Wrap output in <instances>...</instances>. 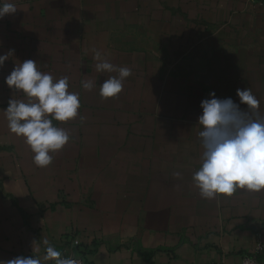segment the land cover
<instances>
[{
    "label": "crops",
    "instance_id": "obj_1",
    "mask_svg": "<svg viewBox=\"0 0 264 264\" xmlns=\"http://www.w3.org/2000/svg\"><path fill=\"white\" fill-rule=\"evenodd\" d=\"M13 2L0 20V55L13 51L0 68V260L51 245L89 264H240L264 245V190L206 199L192 180L211 92L239 103L248 88L264 118V0ZM97 51L131 69L115 98L99 94L116 73L96 70ZM28 59L80 97L77 118L53 121L70 140L46 167L3 112L26 99L5 77Z\"/></svg>",
    "mask_w": 264,
    "mask_h": 264
},
{
    "label": "clouds",
    "instance_id": "obj_2",
    "mask_svg": "<svg viewBox=\"0 0 264 264\" xmlns=\"http://www.w3.org/2000/svg\"><path fill=\"white\" fill-rule=\"evenodd\" d=\"M16 11L13 0H0V20ZM12 55V50L0 55V68ZM94 59L98 72L116 73L100 85V96L104 99L117 97L123 90L124 80L132 74L131 69L113 65L99 51ZM5 83L15 94L22 93L26 97L15 99L13 96L3 110L10 132L24 138L34 153L33 162L37 167L50 165L51 153L62 150L70 140L67 130L53 121L67 123L77 118L81 107L79 95L69 91L68 77L56 79L41 72L37 62L31 59L16 63L5 77ZM94 86L91 80L82 81L85 90ZM236 95L239 103L231 97L218 98L211 92L210 98L200 104L202 114L197 118V125L201 128L198 138L203 152L192 180L202 198L231 196L237 187L251 192L264 190V118H254L249 111L257 109L259 101L248 88H238ZM241 105H246V109ZM44 244L48 245V241ZM49 261L79 264L77 259L64 257L51 245L45 248L42 258L18 256L0 260V264H45Z\"/></svg>",
    "mask_w": 264,
    "mask_h": 264
},
{
    "label": "built area",
    "instance_id": "obj_3",
    "mask_svg": "<svg viewBox=\"0 0 264 264\" xmlns=\"http://www.w3.org/2000/svg\"><path fill=\"white\" fill-rule=\"evenodd\" d=\"M73 237L74 235H69L66 238V241L68 242L69 245L73 246L74 248L79 247L80 242L78 241V239L73 238ZM262 255H264V245L260 241L256 244V247L253 252L249 254H245L242 257L240 264H264L261 260ZM63 256L68 257V258H75L79 261V264H89L82 257L76 256L73 254L66 253ZM51 264H54V263H51Z\"/></svg>",
    "mask_w": 264,
    "mask_h": 264
}]
</instances>
